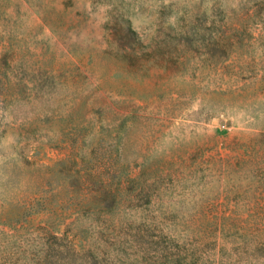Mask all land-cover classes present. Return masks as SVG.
<instances>
[{"label":"rangeland","instance_id":"obj_1","mask_svg":"<svg viewBox=\"0 0 264 264\" xmlns=\"http://www.w3.org/2000/svg\"><path fill=\"white\" fill-rule=\"evenodd\" d=\"M0 264H264V0H0Z\"/></svg>","mask_w":264,"mask_h":264}]
</instances>
